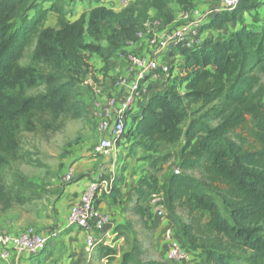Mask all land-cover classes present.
<instances>
[{
	"label": "trees",
	"instance_id": "16d2710c",
	"mask_svg": "<svg viewBox=\"0 0 264 264\" xmlns=\"http://www.w3.org/2000/svg\"><path fill=\"white\" fill-rule=\"evenodd\" d=\"M87 1L97 6L84 7L77 20L69 21L67 0H0V170L16 157L21 130L32 131L36 123L54 124L60 117L78 120L89 116V102L78 86L80 75L92 72V55L101 54L86 39H101L102 24H116L109 26L105 39L113 46L131 38L150 21L153 11L170 21L172 4L187 9L200 0H135L119 12L103 0ZM262 6L264 1L242 0L233 11L210 17L200 32L214 26L219 31L233 25L242 13ZM51 13L57 17L56 26L45 28ZM218 37L201 38L190 50L175 49L177 78L168 85L148 88L152 93L146 103L126 115L123 134L129 120L130 132L145 150L156 151L161 145L183 140L179 173L171 174L160 188L141 179L136 190L139 198L144 188L162 192L166 217L173 224L176 240L190 254L189 262L264 264V105L260 103L264 26H244ZM33 41L29 64L20 66ZM36 84L43 85L44 94L24 95L25 89ZM193 103H200L194 112L190 109ZM24 182L21 179L19 186ZM22 198L20 190L3 185L0 175V212L22 204ZM179 210L189 216L207 213L206 221L186 224L178 217ZM137 214L145 216L139 208ZM110 228L116 237L129 230L128 225H113L112 221ZM46 250L30 260L47 262ZM143 254L133 241L120 264H166L142 262ZM114 255V249L97 246L91 264L112 261Z\"/></svg>",
	"mask_w": 264,
	"mask_h": 264
},
{
	"label": "rangeland",
	"instance_id": "374dc122",
	"mask_svg": "<svg viewBox=\"0 0 264 264\" xmlns=\"http://www.w3.org/2000/svg\"><path fill=\"white\" fill-rule=\"evenodd\" d=\"M103 1L113 7L112 10L114 12H119L131 6L135 0ZM67 2L71 8L66 17L69 21L77 20L84 7L97 6L95 2L87 0H67ZM213 3L214 0L200 1L195 3L191 8L184 10H200V6L205 5L208 7L204 10L208 11L210 9L209 7L216 5ZM173 10H175V7L171 5L168 11L172 13ZM184 10H179L176 15L172 13V20L170 21L159 16L157 17L153 11L150 14V21L148 23L152 24L157 32L167 33L179 25L176 18L178 13L180 14ZM202 13L204 14L205 11ZM244 17L247 16L245 15ZM158 21L159 24L156 25L155 22ZM56 23L57 17L55 15L48 16L44 22V27L54 28ZM110 25L116 27L114 22L102 24L103 37L101 39H86L87 43L99 47L101 54H103L92 55L89 60V64L92 67L91 74L80 75L82 84L78 86V89L82 93V98L85 97L89 102V116L78 120H69L60 117L54 124L42 125L36 123L34 130H21L19 133L17 155L1 168L0 175L1 182L6 188L11 190L18 189L22 192L23 202L20 205H13L9 210L0 212V236L13 235L27 228H32L41 234L46 231L45 229L47 228L49 215L52 212V206L61 191L69 184L63 180L65 168L74 160L86 158L98 142V123L104 115L105 109H108L112 113V110L115 109L117 104V89L119 87L115 84L116 80L118 78H123L128 81L132 79V76H128L127 65L123 61H118L117 55L120 52H126L127 48L135 45L137 41L135 35L143 26L137 28L131 38L124 39L110 46L105 40L106 36L110 34ZM205 30H208V28H205ZM34 43L35 41L27 48L24 58L19 62L20 66L29 64ZM138 46H144L143 50L146 47L143 43ZM138 46L131 53L136 56H142ZM175 56L176 52L172 50L161 60L170 64L173 74L161 76L155 80L148 79L142 87L141 96L137 100L136 106H139L142 102V95L148 92V88L168 85L177 78L178 71L176 64H174V60H171ZM261 88L264 91V76L261 80ZM43 89V85L36 84L33 88L25 89L24 95L35 96L44 94ZM179 92L182 93L183 89L180 88ZM260 103L264 105V93ZM199 107L200 103H193L190 109L194 112ZM250 119L248 117L249 121ZM185 125L186 123L183 126ZM182 144L183 140L174 145H161L156 151L145 150L137 144V140H135L134 135L130 132V122L128 120L126 133L116 142L120 153V162H122V166L119 169L124 173L122 179L129 178L127 186L131 189H137L141 179H149L150 185L154 184L153 187L160 188L169 176L173 174V171L178 168L179 153ZM130 178H133V180ZM21 179L25 181L22 187L18 184ZM149 192L150 190L148 188H144L142 197L137 200L139 204L138 208L144 212L145 216L133 226L135 231L132 234L137 238L133 241H136L143 250L144 254L140 257V261L145 263L148 261L165 263L163 261L166 256L165 242L162 240V235L160 234L164 228V224L155 219L147 208ZM177 215L186 224L191 221L203 224L207 218V213L202 212H195L189 216L186 212L179 210L177 211ZM166 222L173 226L168 219H166ZM58 244L60 251H56V254L50 259L49 264L70 263L67 261V254H69L67 250L69 248H65L66 250H64L61 242H58ZM79 256L80 258L76 264H88L89 262L91 264L93 262L89 260V253L84 248L80 251ZM81 257H84L82 258V263ZM14 259L15 256L13 255L7 262L0 260V264H13ZM194 264H203V262H196Z\"/></svg>",
	"mask_w": 264,
	"mask_h": 264
},
{
	"label": "built area",
	"instance_id": "2783aa9c",
	"mask_svg": "<svg viewBox=\"0 0 264 264\" xmlns=\"http://www.w3.org/2000/svg\"><path fill=\"white\" fill-rule=\"evenodd\" d=\"M217 4L211 7L204 14L198 9H188L179 14V25L167 32H157L150 23H145L135 37L137 41L145 40L150 58L136 56L128 52H120L118 59L128 64V70L132 73L130 81L118 78L116 86L124 89L125 94L122 102L110 113L105 109V113L98 123L97 130L100 134H109L100 140L97 152L106 157L116 149V142L125 131L126 115L134 111L137 100L141 96L142 87L148 79L155 80L161 76L172 75L169 63L158 58L161 54H167L181 46L185 50H190L199 44L201 40L200 30L202 22L206 17H212L220 12L233 11L242 0H216ZM114 122L111 125L112 119ZM173 173H179L176 168ZM74 172L69 169L63 176L66 183H71ZM113 180L99 179L86 185L72 206L68 216V226L77 227L84 231V249L87 253H93L97 246H105L115 250L116 243L121 237H116L111 233V218L98 211L96 200L100 192H110ZM147 208L158 221L164 224L162 238L165 242L166 258L170 262L186 263L190 261V254L185 250L175 236V229L166 222V210L163 194L159 190H151L148 195ZM48 239L45 235L38 233L32 228L24 229L13 235L0 236V260H8L13 253L26 256H33L41 253L47 248ZM115 259V255H114ZM112 261L103 260L100 264H116Z\"/></svg>",
	"mask_w": 264,
	"mask_h": 264
},
{
	"label": "crops",
	"instance_id": "0c3cea01",
	"mask_svg": "<svg viewBox=\"0 0 264 264\" xmlns=\"http://www.w3.org/2000/svg\"><path fill=\"white\" fill-rule=\"evenodd\" d=\"M200 1L204 2L209 0H200ZM260 1H264V0H260ZM104 4L108 5L111 9L113 8L108 3H104ZM213 4L214 5L217 4V1L214 0ZM172 5L175 7V10H173L172 12L174 15H176V13L179 10H184L177 8L174 4ZM206 7L208 6L201 5L199 11L201 13L204 11L206 12V10H204ZM53 15L55 14L52 13L49 14V16H53ZM245 15L247 17H244ZM176 19L177 20L179 19V13ZM209 19H210L209 17L204 18L202 25L207 23ZM155 24L156 25L159 24V21L155 22ZM244 26L248 28H259L260 26H264V6L254 11L242 13L237 18L236 22L233 25H226L225 27H222L219 31H218V26H214L213 28L208 30L203 29L200 32V36L202 38H205L207 36H210L211 34L217 35V33H219L218 38H220L227 35L230 31L239 29ZM142 43L143 45L144 44L146 45L144 50H143L144 46L143 47L138 46L139 44L141 45ZM137 46L138 49L141 50L142 56H145L147 58H150L152 56V53L149 51L147 42L145 40L136 41L135 45L132 46L131 48L130 47L127 48L126 52L128 53L134 52ZM165 57L166 54H161V56L158 59L163 60ZM171 60H174V64L176 65L179 63L177 52H176V56L172 57ZM118 61H123V60L118 59ZM125 64L128 67V64L126 62ZM127 71H128V76H132V73L128 70V68ZM151 93L152 92H147L145 95L144 94L142 95L143 98L142 102L139 104V106H135L134 109L135 111L139 110L140 106L146 103ZM124 94H125L124 89L121 88L117 89L118 100L115 109L122 102ZM115 109L112 110L113 113ZM113 122H114V118L112 119L111 125L113 124ZM97 135H99L98 142L90 151V154L86 158H79L77 160L70 162L64 170L65 171L64 174L69 169L73 170L74 172L73 180L71 183L68 184V186L64 188L63 191H61L60 195L55 200L52 206V212L49 215V219L47 221V228L45 229L46 231L42 233L48 239L47 250L45 254L49 255V260L43 264H49L50 259L53 257L54 254H56V251H60L58 242H61L64 250H66L65 248L70 249L67 250L69 253L67 254L68 256L67 261L70 262L68 264H76L77 260L80 258L79 256L80 251L84 248V231L77 227L68 226L67 220L72 206L75 204L78 196L86 187V185L92 181H97L99 179H107V180L112 179L113 180L112 189L114 190V193L111 192L99 193L96 200V207L98 211L108 215L111 218L113 225L129 226L128 232L121 237V240H119L116 243V248L114 250L115 251L114 263L116 264L121 263V258L123 254L130 249L131 242L137 239L136 237H134L132 233L135 231V229L133 228L134 224L136 222H139V220L141 219L137 214V208L139 205L137 201L139 199L138 191L136 189H131L129 188V186H127V182L129 178H126L124 180L122 179L124 173L122 170L119 169V167L122 166V162H120V153L118 151L119 149L117 148V146L115 151L106 157L100 155L97 152V147L100 140L104 137H109L110 135L108 133L107 134L98 133ZM130 179L133 180V178ZM138 188L139 187H137V189ZM160 234L162 235V233ZM50 245L53 247H51ZM13 255L15 256V259L13 260V264H35L33 260H30L31 258L30 256L17 254V253L11 254V256ZM89 256H93V253H89ZM82 258L84 257H81V263H82ZM8 260L6 261L2 260V261L7 262ZM163 261L166 264H169L167 262H170L167 260L166 256L164 257ZM186 263L194 264L193 262H186Z\"/></svg>",
	"mask_w": 264,
	"mask_h": 264
}]
</instances>
